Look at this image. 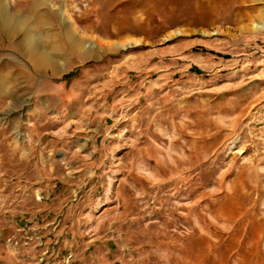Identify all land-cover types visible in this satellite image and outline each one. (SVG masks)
<instances>
[{"label":"rangeland","instance_id":"1","mask_svg":"<svg viewBox=\"0 0 264 264\" xmlns=\"http://www.w3.org/2000/svg\"><path fill=\"white\" fill-rule=\"evenodd\" d=\"M0 3V264H264V0Z\"/></svg>","mask_w":264,"mask_h":264},{"label":"bare ground","instance_id":"2","mask_svg":"<svg viewBox=\"0 0 264 264\" xmlns=\"http://www.w3.org/2000/svg\"><path fill=\"white\" fill-rule=\"evenodd\" d=\"M34 1H36V3H41L42 4V2H46L47 0H34ZM118 10V9H117ZM142 11H144V10H140V9H131L128 13H129V15L128 16H117L116 14V16H115V18H114V22H113V30H112V32H113V34H119V33H121L122 31H123V29L126 27V26H128V23L126 24V22L128 21V20H131L132 22H134L135 20H134V18L136 17V15L138 14V13H140V12H142ZM83 12V11H82ZM115 12H117L116 10H115ZM58 13H59V15H60V17H61V19H62V21H64V22H66L68 19H67V17L66 16H63L62 14H64V12L63 11H58ZM127 12H125V14H126ZM119 14H121V13H119ZM75 15V14H74ZM77 15V14H76ZM138 16V15H137ZM77 18H78V16H76ZM138 18V17H137ZM76 19V18H75ZM137 20V19H136ZM143 21V20H142ZM138 22V21H137ZM140 22V21H139ZM138 22V23H139ZM0 23H1V25L2 26H4L5 28H9V29H15V28H21L22 27V25H23V23H24V19H21V18H12V17H10V15L8 14V12H7V10H6V8H5V6H3L1 3H0ZM69 29H72L73 30V28H74V21L71 19V22L69 21ZM130 24H132V23H130ZM145 24V22L143 23V22H141L140 23V26H141V28H142V26ZM132 25H134V24H132ZM131 26V25H130ZM133 27V26H132ZM135 27V26H134ZM253 29H255V30H259V29H262V23L261 24H255V25H253ZM76 31V30H75ZM133 31V30H132ZM180 32V30L179 31H177V32H174V33H179ZM169 36H171V34L169 35ZM26 42L28 43L27 45H29V47L30 48H33V47H35L36 46V39L34 38V37H32V35L30 34V33H28V34H26ZM139 43V40H133V39H129V40H124V41H121V42H117V43H115V45H114V47L115 48H117V47H126V46H130V45H136V44H138ZM74 45H76V46H78L79 48H81V47H84V42H81L80 41V43L78 42L77 44H76V41H75V44ZM90 45H92V46H95L96 45V42H93L92 44H90ZM89 47H91V46H89ZM100 48H102V46H98V49H100Z\"/></svg>","mask_w":264,"mask_h":264},{"label":"trees","instance_id":"3","mask_svg":"<svg viewBox=\"0 0 264 264\" xmlns=\"http://www.w3.org/2000/svg\"><path fill=\"white\" fill-rule=\"evenodd\" d=\"M192 70L195 71V72H197V73H199V70L196 69V68H193ZM76 72H77V71L69 72V73L65 74L62 78L68 80V79H70L71 77H73V76L76 74Z\"/></svg>","mask_w":264,"mask_h":264}]
</instances>
